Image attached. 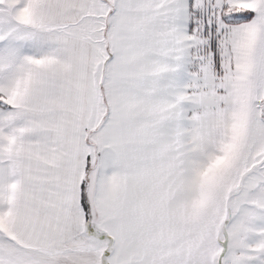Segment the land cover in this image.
<instances>
[{
	"label": "snow or ice",
	"instance_id": "1",
	"mask_svg": "<svg viewBox=\"0 0 264 264\" xmlns=\"http://www.w3.org/2000/svg\"><path fill=\"white\" fill-rule=\"evenodd\" d=\"M0 264H264V0H0Z\"/></svg>",
	"mask_w": 264,
	"mask_h": 264
}]
</instances>
